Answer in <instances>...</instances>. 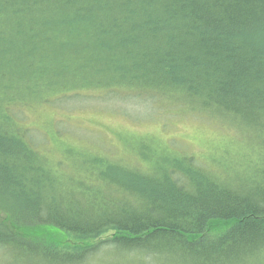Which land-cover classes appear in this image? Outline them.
I'll use <instances>...</instances> for the list:
<instances>
[{"label": "trees", "instance_id": "16d2710c", "mask_svg": "<svg viewBox=\"0 0 264 264\" xmlns=\"http://www.w3.org/2000/svg\"><path fill=\"white\" fill-rule=\"evenodd\" d=\"M31 84L57 99L36 107L120 106L113 91L136 88L182 114L163 101L174 95L264 149V0H0V241H24L37 264H264V170L235 186L193 156L132 152L72 153L66 172L11 115L37 99L18 89ZM29 214L44 219L26 227Z\"/></svg>", "mask_w": 264, "mask_h": 264}, {"label": "rangeland", "instance_id": "374dc122", "mask_svg": "<svg viewBox=\"0 0 264 264\" xmlns=\"http://www.w3.org/2000/svg\"><path fill=\"white\" fill-rule=\"evenodd\" d=\"M150 105L151 102L114 106L98 101H80L74 106L66 107L39 105L31 116L28 115V124L21 126L24 127L23 130H29L39 136L40 143L35 150L49 159H55L64 166L66 172L72 171V158L68 156L77 153L70 149L71 146L92 156L96 153L102 157L112 155L136 159L131 153H144V147L129 145L128 141L142 137H150L154 145L158 143V147H169L167 151L172 152L169 157H173L175 151L186 153L203 162L221 159L224 163L232 162L244 166L258 159L248 152L249 148H255L264 157L261 151L263 148L257 145V148L254 147V142L248 143L246 137L245 140L239 139L235 134L238 131H234L233 127L225 122L199 118L192 114L165 113L163 110L161 112L151 109ZM48 123L52 127L47 130ZM225 149L228 153H225ZM151 153L160 155L157 151ZM206 165H218L224 170L228 168H223L218 161ZM218 166L216 169L220 171ZM220 172L227 173L230 179L235 178L234 173ZM31 226L33 221L28 222L26 227ZM18 246L15 248H19ZM22 248L37 255L31 248ZM1 253L2 251L0 258H3Z\"/></svg>", "mask_w": 264, "mask_h": 264}, {"label": "bare ground", "instance_id": "6f19581e", "mask_svg": "<svg viewBox=\"0 0 264 264\" xmlns=\"http://www.w3.org/2000/svg\"><path fill=\"white\" fill-rule=\"evenodd\" d=\"M23 31L25 32V36H28V32L26 29L23 28ZM21 32V31H20ZM36 36H39L38 32L32 33L31 36H29V38H34ZM54 39V37L51 35V33H47L44 34L42 36V38L38 41L41 42L42 40L48 44V42H51ZM63 52V53H62ZM45 53L50 57L53 58L54 61H60V62H56L57 63V68H62L64 69L66 67V62L64 61V58L68 56V53L63 50V49H54L53 47H51L48 44V47L45 49ZM94 80L97 83V81L100 80H105V82H107V79H104L102 77L99 76L95 77ZM90 81V78H89ZM101 82V81H100ZM19 91H21V93L35 97L37 99H21V98H17V100L15 101V104L13 105V108L10 110L11 115L13 116L14 121L19 124V125H27V120L26 118L22 115V110H28L33 108L36 105V101L40 100L43 103H48L51 100L57 101V99L53 96V91H50L49 88H39L34 84H31L30 86H22L21 90L20 87L18 88ZM132 90V92H128ZM126 93H121L118 90H114L113 94L115 95L113 97V101L120 106H123L124 104H131V103H145L147 101H144L146 96H148L149 94H145V93H141L139 95H135V93H138V89L136 88H132L129 90H125ZM176 96H170V97H165L163 99L164 102H168V103H172L175 105V108H177V110H179L180 112H182V114L185 115H190V114H197V113H201L202 111L200 110V108L196 105H194V103H190L185 99L182 98H178L175 99ZM150 103V102H148ZM152 104V102H151ZM76 105V104H74ZM72 105V106H74ZM62 106H68L63 104ZM36 107V106H35ZM195 117H199V118H207V119H212L210 117H202V116H198V115H193ZM54 125H58V124H54ZM50 126L52 127V125H50L49 123L47 124V130L50 128ZM24 128V127H23ZM22 128V129H23ZM61 129V128H60ZM28 132V130L26 131ZM62 131H60L61 133ZM243 133V132H242ZM240 131L235 133L239 139H244L245 140V135L242 134ZM37 138L39 136H36ZM247 140V139H246ZM153 139H151L150 137H142L139 139H133V140H129L128 144L129 145H137V146H141L144 147V153H147L149 156L154 157L157 160V164L158 165H163V163H165V158L164 157H169L171 156L172 152H168L167 150H169V147L164 148L162 146H156L158 143H156V145L153 144ZM254 142V147L257 148L256 146V142ZM70 149L72 151L77 152L76 154L78 156H81L84 158V161L86 159H91V157H93L91 154H86V153H82L81 151L77 150L74 147H70ZM83 151V150H82ZM157 151L160 155L155 154V153H151ZM264 154V149L261 150ZM175 154H173L172 156H185L188 155L186 153H179V152H175L173 151ZM248 152L252 155V156H256L257 161L250 163H247L245 166L244 165H239V164H235L232 162H228V163H224L219 160L216 159H211L209 161L203 162L199 159H193V164L195 167H201V168H205L208 170H212L218 174H220L221 176L225 177L228 179V181L233 184V185H239L241 183V180H255L259 178L258 175V171L264 170V157L261 155V153H259L255 148H249ZM225 153H228L227 149H225ZM249 155V156H251ZM189 156V155H188ZM218 161L219 164L224 168V167H228L225 170L220 168L218 165H215L213 167L207 166L206 164H209L211 162H215ZM219 167L220 171H225L229 172V173H234L235 174V178L234 179H230L229 175L226 174H222L220 171H218L216 169V167ZM258 170V171H257ZM0 201H2V199H0ZM33 217V218H31ZM35 219H44V217H40V216H35V215H28L26 216V219L24 220V222H32ZM220 232H216V234H219ZM215 235V234H213ZM1 243H9L7 246L5 245H1ZM17 244H20L22 247H28L30 248L24 241H18L17 239H14L12 236H9L7 234L4 235V237H2V240L0 241V251H2L1 256L3 258H0V264H37L38 260H43L44 258L39 257L37 255H33L31 253H29L25 248H22L20 246H18ZM15 246H18L19 248H15ZM42 247H48V243L47 242H43L41 244Z\"/></svg>", "mask_w": 264, "mask_h": 264}]
</instances>
